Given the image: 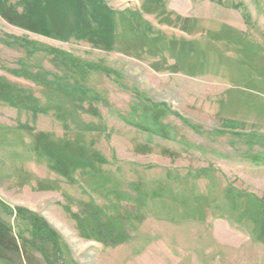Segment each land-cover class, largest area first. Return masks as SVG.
I'll list each match as a JSON object with an SVG mask.
<instances>
[{
	"label": "rangeland",
	"instance_id": "rangeland-1",
	"mask_svg": "<svg viewBox=\"0 0 264 264\" xmlns=\"http://www.w3.org/2000/svg\"><path fill=\"white\" fill-rule=\"evenodd\" d=\"M0 6V264H264V0Z\"/></svg>",
	"mask_w": 264,
	"mask_h": 264
},
{
	"label": "trees",
	"instance_id": "trees-1",
	"mask_svg": "<svg viewBox=\"0 0 264 264\" xmlns=\"http://www.w3.org/2000/svg\"><path fill=\"white\" fill-rule=\"evenodd\" d=\"M0 13H2V9H1V6H0ZM4 13V12H3ZM9 22L10 23H12V24H15V25H19V24H17L14 20H9ZM30 22H32V27L30 26L31 24L29 23V26L28 27H25V26H22L23 28H26V29H28V30H31V31H33V32H39V31H37L36 30V28L34 29L33 28V26H34V22L33 21H30ZM19 26H21V25H19Z\"/></svg>",
	"mask_w": 264,
	"mask_h": 264
}]
</instances>
